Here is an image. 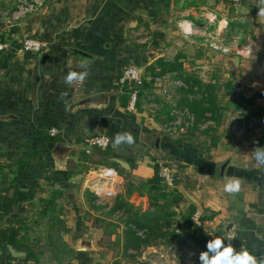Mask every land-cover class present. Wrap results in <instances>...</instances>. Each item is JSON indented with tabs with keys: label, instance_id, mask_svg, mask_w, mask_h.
<instances>
[{
	"label": "crops",
	"instance_id": "0c3cea01",
	"mask_svg": "<svg viewBox=\"0 0 264 264\" xmlns=\"http://www.w3.org/2000/svg\"><path fill=\"white\" fill-rule=\"evenodd\" d=\"M19 3L0 0V39L15 44L0 52V152L21 156L40 151L37 162L46 169L0 160V264H200L199 254L207 249L194 247L187 238L174 244L158 238L133 248L129 240L138 229L135 224L127 226L97 203L99 198L113 207L123 200L132 212L143 213L150 205L147 181L159 162L169 165L180 191L174 204L178 222L195 207L209 240L231 233L235 249L264 257V168L252 156L255 147H264L259 0H45L26 13ZM34 34L46 41L45 49L19 51L20 39ZM160 57L176 61L182 70L159 76L161 82L154 80L140 92L136 109H130V95L120 84L123 67L135 64L150 80L148 68ZM69 71L87 76L68 86L64 76ZM231 80L254 104L243 110L229 106L226 83ZM208 84L216 88L221 108L197 117L184 101L207 95ZM165 86L169 92H163ZM151 93L163 100L158 109L148 106ZM180 107L195 120L181 114L177 130H167ZM252 119L256 124H250ZM52 126L59 130L55 140L43 138L39 132ZM99 133L111 135V146L131 166H121L124 171L112 180L91 173L102 166L100 149L84 151ZM119 133H131L133 142L117 144ZM58 143L71 147L58 148ZM48 177L63 191L57 198L67 227L63 236L75 250L66 263L42 255L43 249L39 261L31 258L35 248L19 228L20 215L32 216L39 209L31 210V203L51 196L55 187ZM230 177L241 181L236 194L224 191ZM82 245L88 248L77 249ZM11 247L26 254L15 256Z\"/></svg>",
	"mask_w": 264,
	"mask_h": 264
},
{
	"label": "trees",
	"instance_id": "16d2710c",
	"mask_svg": "<svg viewBox=\"0 0 264 264\" xmlns=\"http://www.w3.org/2000/svg\"><path fill=\"white\" fill-rule=\"evenodd\" d=\"M180 66L181 65L177 64L176 61L169 62L164 57H160L148 68V71H150L152 75L150 80L147 79V73L142 74L140 83L137 85L134 83H127L123 86V91L125 94L130 95L131 91L137 87L142 93L151 88V83L154 82L155 77L163 76L175 70L181 71L182 67ZM193 81V84L190 86L195 85L198 80L194 79ZM235 86L236 81L233 82L231 80L226 83L227 93L232 96L229 103L230 107H233L235 110H243L254 104V99L247 98L245 93H237L234 90ZM215 89V87L208 84L205 86L204 90V92H207V95L204 93L199 100L193 102L184 101V104L189 105V108L197 117H200L205 110H211L214 114L221 108L216 103L217 96H215ZM261 95H264V93ZM39 133L47 140H55V137L51 136L47 131H40ZM99 152L101 155L99 158L100 164L112 165L119 171H124L119 163L112 160V157H119L120 154L115 151L111 145L106 149H100ZM39 154H41L40 151H36L34 154L24 153L21 156L18 154H5L0 152V160L2 158L15 159L19 160L18 163H22L24 166H31L36 170H45V165L37 162V156ZM26 160L29 161V165L25 164ZM47 181L52 188L56 186V182L51 177H48ZM147 185L150 199L149 209L143 211V213L138 210L132 212L133 208L130 203L120 200L109 211V214L113 216L115 210L120 208L125 209L127 216L119 220L124 221L127 226L135 224L138 228L131 234L129 245L135 249H140L141 247L153 244L158 238L164 239L168 244H174L175 242L179 243L187 238L194 247L206 249L209 236L207 233L201 231L202 225L197 224L193 220L192 216L196 210L195 207L191 208L186 214L182 213L179 216L181 222L175 219L178 213L174 208V204L180 195V191L175 185L172 187L167 185L164 178L160 175L159 164H157L153 176L148 179ZM132 189V186H129L128 193H130ZM62 195L63 191L55 187L52 189L51 196L45 198L40 197L38 204L35 202L31 203V210H34L35 207L39 208L37 211H34L32 216L28 213L19 216V228L22 231V238L27 240V243L35 248V251L30 253V257L34 258L36 261L40 260L39 252L41 249L49 251V258L59 263H66L75 252L68 242L64 240L63 236V233L67 231V227L64 220L60 217L57 203V198ZM124 206L126 208H124ZM108 224L111 225L112 223ZM45 228L46 235L43 240L42 232L45 231ZM139 230L141 231L139 232ZM37 231L38 234L33 235V233Z\"/></svg>",
	"mask_w": 264,
	"mask_h": 264
},
{
	"label": "built area",
	"instance_id": "2783aa9c",
	"mask_svg": "<svg viewBox=\"0 0 264 264\" xmlns=\"http://www.w3.org/2000/svg\"><path fill=\"white\" fill-rule=\"evenodd\" d=\"M45 0H20L19 6L20 11L22 13H26L28 11H33L35 9H39L43 4ZM235 3H240L243 0H233ZM14 42L10 38L0 39V52H5L12 47H14ZM47 46V43L44 39L40 37H32L31 35H26L22 39H20V42L18 45H16L17 49L21 52H36L39 53L45 49ZM225 50H229L228 47H225ZM123 73L120 78V84L123 87L125 84L134 83L137 85L142 80V74L140 72V69L135 64H129L128 66L123 67ZM162 80L161 77L157 76L155 77L156 83H160ZM177 84H180L181 81L177 80ZM234 90L237 93H245L244 88L241 85H236L234 87ZM163 92H169V87L165 86L163 89ZM140 97V90L139 88H134L130 93V101H129V108L134 110L137 107V103L139 101ZM149 102L148 106L152 109H158L162 104L163 100L159 99L157 96V93H151L148 96ZM175 113H177V118L172 120L171 123L169 122L166 127L169 131H176L177 127L181 123V114H186L189 117L190 122H193L195 120V117L192 113H190L189 109L186 107H180L174 110ZM251 125L256 124V120L252 119L250 122ZM58 128L55 126H52L49 128V132L51 135L56 136L58 134L57 130ZM112 143V138L109 133H99L95 134L90 137L89 144L85 147V151L87 153L93 152L95 148L99 149H106L109 147ZM160 166V175L164 178L165 182L169 186L175 185V177L169 167V165L165 162H159ZM96 177L101 179H109L112 180L116 178L119 175V170L112 165H102L94 168L91 172ZM98 204H102L104 206V210L110 211L112 206L106 203H102L101 199H97ZM127 216V213L124 209H117L113 213V217L121 219L125 218ZM202 216L201 211H196L193 214V220L197 223L202 225Z\"/></svg>",
	"mask_w": 264,
	"mask_h": 264
},
{
	"label": "clouds",
	"instance_id": "9594fccd",
	"mask_svg": "<svg viewBox=\"0 0 264 264\" xmlns=\"http://www.w3.org/2000/svg\"><path fill=\"white\" fill-rule=\"evenodd\" d=\"M259 14L264 15V0H259ZM187 23V22H182ZM251 53V49H249ZM84 64L79 67H84ZM87 76V72L69 71L64 76V83L71 86L74 82H81ZM133 142L131 133H119L116 137V143L121 141ZM253 159L257 166L264 168V147H255L252 151ZM241 187L239 178L230 177L224 184V191L229 194H236ZM235 237L230 233L226 237L214 236L206 243L205 251L199 254L200 264H264V257H258L248 249L241 247L239 250L235 249L230 243ZM225 240L229 243L225 244Z\"/></svg>",
	"mask_w": 264,
	"mask_h": 264
},
{
	"label": "water",
	"instance_id": "95a60500",
	"mask_svg": "<svg viewBox=\"0 0 264 264\" xmlns=\"http://www.w3.org/2000/svg\"><path fill=\"white\" fill-rule=\"evenodd\" d=\"M32 37H38L37 34H34V35H31ZM142 70V69H141ZM140 70V72H141ZM88 100V99H87ZM86 100V101H87ZM85 100L81 101V103H84ZM57 147H71L70 144H65V143H58ZM114 161H116L117 163L120 164V166H122L123 168L127 169V170H130L131 169V166H130V163L121 158V157H113ZM88 247L85 246V245H82V246H78L77 249H87ZM11 250H12V253L15 255V256H20V255H25L26 253L24 251H20V250H17V249H14L13 247H11Z\"/></svg>",
	"mask_w": 264,
	"mask_h": 264
},
{
	"label": "rangeland",
	"instance_id": "374dc122",
	"mask_svg": "<svg viewBox=\"0 0 264 264\" xmlns=\"http://www.w3.org/2000/svg\"><path fill=\"white\" fill-rule=\"evenodd\" d=\"M39 232H40V230H39ZM36 234H38V231L36 232V233H33V235H36ZM42 236H43V240H44V236H45V231L44 232H42ZM44 251H43V254L42 255H49V251H47L46 252V250L45 249H43Z\"/></svg>",
	"mask_w": 264,
	"mask_h": 264
}]
</instances>
